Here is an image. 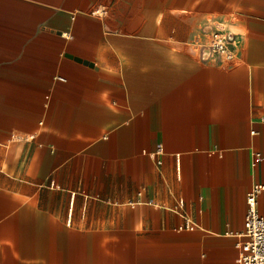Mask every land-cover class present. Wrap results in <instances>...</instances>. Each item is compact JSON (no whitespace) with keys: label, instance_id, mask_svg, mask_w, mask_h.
Segmentation results:
<instances>
[{"label":"crops","instance_id":"obj_1","mask_svg":"<svg viewBox=\"0 0 264 264\" xmlns=\"http://www.w3.org/2000/svg\"><path fill=\"white\" fill-rule=\"evenodd\" d=\"M256 184L264 0H0V264H235Z\"/></svg>","mask_w":264,"mask_h":264},{"label":"built area","instance_id":"obj_2","mask_svg":"<svg viewBox=\"0 0 264 264\" xmlns=\"http://www.w3.org/2000/svg\"><path fill=\"white\" fill-rule=\"evenodd\" d=\"M206 47L210 53L225 62L229 63L234 59L235 51L227 34H213ZM263 194L264 184H256L248 193L245 232L242 240L237 243L239 255L235 264H264V213L258 209V199Z\"/></svg>","mask_w":264,"mask_h":264},{"label":"rangeland","instance_id":"obj_3","mask_svg":"<svg viewBox=\"0 0 264 264\" xmlns=\"http://www.w3.org/2000/svg\"><path fill=\"white\" fill-rule=\"evenodd\" d=\"M218 33H221V32H218ZM222 34H224V33H222ZM227 36L230 37L229 34H228ZM210 38H211V37H207V38H205V41H204V44H205V45H208V44H209V42H210Z\"/></svg>","mask_w":264,"mask_h":264}]
</instances>
